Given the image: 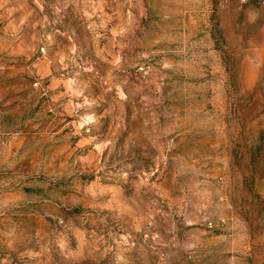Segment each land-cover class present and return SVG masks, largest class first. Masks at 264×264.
Here are the masks:
<instances>
[{
    "label": "rangeland",
    "instance_id": "1",
    "mask_svg": "<svg viewBox=\"0 0 264 264\" xmlns=\"http://www.w3.org/2000/svg\"><path fill=\"white\" fill-rule=\"evenodd\" d=\"M0 264H264V0H0Z\"/></svg>",
    "mask_w": 264,
    "mask_h": 264
}]
</instances>
